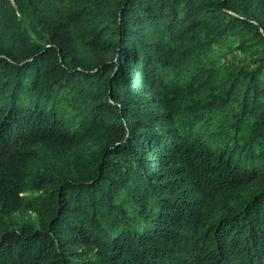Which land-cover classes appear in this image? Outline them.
Here are the masks:
<instances>
[{"label":"trees","instance_id":"trees-1","mask_svg":"<svg viewBox=\"0 0 264 264\" xmlns=\"http://www.w3.org/2000/svg\"><path fill=\"white\" fill-rule=\"evenodd\" d=\"M89 1L0 0V264H264V0Z\"/></svg>","mask_w":264,"mask_h":264},{"label":"rangeland","instance_id":"rangeland-1","mask_svg":"<svg viewBox=\"0 0 264 264\" xmlns=\"http://www.w3.org/2000/svg\"><path fill=\"white\" fill-rule=\"evenodd\" d=\"M86 5L88 7H94L95 3L89 0H86ZM11 16L12 11L9 12ZM17 16L20 18L19 14ZM11 25L12 26H18V19L15 17L11 18ZM30 34V26H28L26 33L24 34V39L22 40L23 44H31L32 42H38L37 36H31ZM29 40V41H28ZM238 43V39L234 38L232 40V45H235ZM255 49L252 48L246 52H241L240 50H235L232 53H229L227 56H223L221 59L217 60V63L221 69V75L222 76H227L231 72H235L237 69L240 68H250V67H255V56L254 53ZM215 57H218V54H215ZM226 58V59H225ZM220 61V63H219ZM214 115L216 117L218 116H223V113H217ZM97 145L96 143H89L88 145L82 147L83 150H81L77 155L83 156L81 159L83 161L84 158H89L93 156V152L96 149ZM41 148V153L45 156L46 159L48 160H53V156L57 154L53 147L50 145H42L40 146ZM76 156V155H75ZM60 163L62 162V158L59 159ZM76 158L70 157L67 162L65 163L66 166L70 167H75L76 166ZM79 166V165H78ZM38 193H40L39 189L36 188H30L26 192H24V196L27 198H33L35 197ZM36 217V213L32 210L29 209L28 207H23L16 215H15V220L18 221L19 223H22L24 221H33Z\"/></svg>","mask_w":264,"mask_h":264}]
</instances>
